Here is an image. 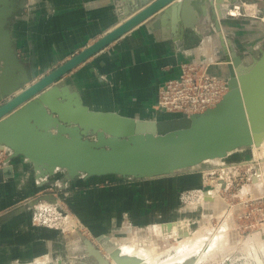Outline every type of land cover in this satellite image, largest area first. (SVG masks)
<instances>
[{
	"label": "water",
	"instance_id": "water-1",
	"mask_svg": "<svg viewBox=\"0 0 264 264\" xmlns=\"http://www.w3.org/2000/svg\"><path fill=\"white\" fill-rule=\"evenodd\" d=\"M28 1L0 0V150L11 152L10 161L21 157L31 164L41 186L55 185L58 171L63 172L59 191L79 177L114 176L134 181L175 177L192 173L208 160L226 158L264 141V49L245 61L221 27L226 9L242 0H115L122 10L121 22L40 78L37 58L20 55L11 31ZM262 13L260 10L258 16ZM151 18L149 24L154 30L169 22L173 30L178 25L195 30L213 22L229 88L214 108L190 116L163 111L159 118L143 121L92 110L78 91L60 83L64 76ZM12 171L11 165L4 166L0 177L12 176L8 175ZM38 201L0 216V224ZM81 240L92 264H112L92 241ZM96 240L107 254L111 252L110 237L102 235Z\"/></svg>",
	"mask_w": 264,
	"mask_h": 264
},
{
	"label": "crops",
	"instance_id": "crops-1",
	"mask_svg": "<svg viewBox=\"0 0 264 264\" xmlns=\"http://www.w3.org/2000/svg\"><path fill=\"white\" fill-rule=\"evenodd\" d=\"M245 3L254 5L257 12L264 9V0L238 1L226 9L221 27L234 49L245 61H251L264 49V24L242 11L235 15L230 12L238 6L242 10ZM195 8L200 11L199 4ZM121 11L115 0H29L11 31L20 55L26 59L34 55L40 76H44L114 29L121 22ZM152 20L88 59L60 83L78 91L92 110L141 120L159 118L161 112L154 109L158 91L166 80L178 76L180 64L203 54L222 60L223 50L213 22L195 30L180 25L173 30L169 22L154 30L149 24ZM225 71L224 65L213 68L221 75ZM10 163L13 171L8 175L12 176L0 177V216L34 197L37 200L49 195H43L45 188L35 180L31 164L21 157ZM183 181L167 177L98 187L94 185L101 181L82 178L70 184L88 188L68 190L60 196L86 215L84 221L99 234L160 236L156 225L188 219L192 227L205 215V208L199 204L181 203L179 186ZM48 197L55 200L53 195ZM47 253L65 257L51 230L32 225L29 209L0 224V264L29 263Z\"/></svg>",
	"mask_w": 264,
	"mask_h": 264
},
{
	"label": "rangeland",
	"instance_id": "rangeland-1",
	"mask_svg": "<svg viewBox=\"0 0 264 264\" xmlns=\"http://www.w3.org/2000/svg\"><path fill=\"white\" fill-rule=\"evenodd\" d=\"M232 11L235 10L233 9L230 11L232 14H234ZM243 12L245 13L246 11H244L243 9ZM263 16L264 9L262 15L260 17L258 16V20L260 21V23L264 24V21L260 19ZM43 74L46 75L45 73ZM40 77L42 76H40L39 73V78ZM255 147L256 146H253L252 148L237 150L227 156L225 159L206 161L203 164L199 165L197 168H195L192 173L174 177L175 180H177V178L184 180L183 183L179 186V197L181 203H188L193 205L195 204V206L199 203V208H205V215H203V217L198 223L193 224L191 227L189 220L185 219L178 222L156 225L155 232L160 236H157L155 234L149 235L148 233H142L140 235H137V237L136 235H133V237L131 238H125V236L122 234H114L113 232H111L108 233V237H110L112 241L111 245L113 247L116 244L131 246L134 242L136 246L144 247L145 245L150 246L152 243H155V245L157 246V250L162 253L160 256V259L162 260L161 257H163L164 259L169 256L168 254L174 252V249L178 245V242L180 240H185L186 238L188 239L194 232L201 231L202 234H204L203 237L205 239H207L206 237H209L207 240H204L207 243H210V240L213 241V235L215 234V232L213 233V229H216L218 231L220 229L219 232H221V230L222 232L225 231L223 233H226L227 235V244H224V249L217 248L218 251L216 249H212L213 251L210 250L209 257L206 256L202 264H257V262L253 261L250 258V255H248L247 251L244 250L243 242L252 233H254L256 230L262 229L264 226V198H262L264 197V188L257 189L253 187L251 189L253 196H247V198H244L243 201H241V199L236 196V194L241 191L244 186L249 185V179L256 170L260 169L257 172L256 176L264 175V161H261L262 157L258 156V150ZM9 154L10 152L8 151L3 154L2 158L0 159V161H2L0 162L1 164L5 162L6 166L11 164L10 162H12V160H9ZM253 161L257 162V164L255 163L254 166H247L254 164ZM234 163H245L246 166L243 165L245 167L237 170H232L228 173L227 177L230 181L229 189L226 191H222L220 195L212 191H205V194L203 193V198H199L198 203L195 202L197 199L196 195L198 194V191L205 188L209 189L210 187L205 186L204 188L202 170H207L211 167L218 168L220 166H228ZM258 164H260V166ZM62 176L63 172L58 171L54 177V179L56 180L55 185H40V187L45 188L43 190V195H53L55 197L54 201L48 200L46 198H41L33 206H29L28 209L30 210L32 225L35 227H41L51 230L52 234L58 239L59 243H61V245L63 246L65 257L61 259V257L58 258L57 256H54L51 253H47L37 258H34L29 263L15 261V263L11 264H92V261L90 260V258H88L85 253V247L83 246L80 234L82 235V237H85L92 241L103 255L107 254L103 247L96 240L98 236H107V234H99V231L94 230V226H92V224L89 225L87 221H84L86 215L83 216V213L81 211H77V209L73 208L72 205L69 204L67 201L62 200L60 196L61 193L64 194L66 193L65 191L68 190L78 191L80 189L88 187L74 186V184L72 186L70 184L71 182L74 183L77 179H82V177H79L68 183L64 190L59 191V188H61L62 186L60 183ZM215 177L218 178L219 175H208L207 180L210 182V180H212V178L214 179ZM114 179L121 178L115 177ZM123 180L111 181L109 179H102L101 182L98 183L99 185L97 184L94 186L111 187L116 186L117 184H121L123 182H136L134 180L128 179ZM251 182L253 183V185L257 186L255 182ZM37 183L39 184L38 181ZM261 185H263V183H261ZM217 188H219V185H217ZM249 190L250 187L246 186L243 195L245 196L246 193L248 194ZM34 199H36V197L26 201V204ZM190 201H192V203H190ZM224 223H226L225 225L227 226V230L225 229V227H223L225 226ZM220 226H222L223 229ZM207 232L212 234L210 235ZM165 233L169 234L166 235ZM205 241H203L202 243H204ZM226 246L228 247V250H225L227 249ZM168 249L171 251H167ZM201 251H204V248ZM108 255L109 253L106 256Z\"/></svg>",
	"mask_w": 264,
	"mask_h": 264
},
{
	"label": "built area",
	"instance_id": "built-area-1",
	"mask_svg": "<svg viewBox=\"0 0 264 264\" xmlns=\"http://www.w3.org/2000/svg\"><path fill=\"white\" fill-rule=\"evenodd\" d=\"M257 13L258 12L256 11L253 16L258 17ZM220 65H224L222 60H213L205 54L200 55L199 59L181 63L178 76L166 80L161 85L154 109L158 112L164 111L165 113L171 115L190 116L193 114H200L208 109L214 108L222 101L229 90L225 74L221 75L213 72V68ZM7 151L10 152L7 149L0 150V159ZM254 165L255 163L250 166ZM258 165L260 166V164ZM4 166H6V162L3 164L0 163V168ZM243 167L245 166H242L241 163H234L228 166H220L218 168L211 167L207 170H202L204 188L205 186L210 187L209 189L205 188L199 190L196 195L197 199L195 202L198 203L199 198H203V193L205 191H212L220 195L222 191L228 190L230 185V181L227 177L228 173L232 170H237ZM259 170L260 169L256 170L251 175L249 185L251 184V179L253 181V177H256L255 174ZM215 174H218L219 177H215L214 179L212 178L209 182L207 180L208 175L214 176ZM216 185H219V188H217ZM246 186H244L242 190L236 194L241 201H243L244 198H247V196H253L252 191L248 194L246 193L245 196L243 195ZM253 187L257 188L255 186H251V189ZM190 203H192V201H190Z\"/></svg>",
	"mask_w": 264,
	"mask_h": 264
},
{
	"label": "bare ground",
	"instance_id": "bare-ground-1",
	"mask_svg": "<svg viewBox=\"0 0 264 264\" xmlns=\"http://www.w3.org/2000/svg\"><path fill=\"white\" fill-rule=\"evenodd\" d=\"M243 9L246 12H250V13H246L245 12L248 15H254L256 13V11H257V9L254 7V5L251 6L249 4H245L243 6L242 10H241V7L238 6V7H236L234 9L235 11H232V12L234 14L235 13L236 14H240L241 11L243 12ZM239 11H240V13H239ZM262 21H264V16L262 17ZM143 121H152V120H143ZM255 148H257V150H258V153H257V154H259L258 156L262 157V158L260 157L261 161H264V158H263V156H264V141L260 144V146H256ZM257 150H256V152H257ZM223 159H225V158H223ZM214 160H216V159H214ZM208 161H211V160H208ZM254 163H257V162H254ZM241 165L242 166L243 165L246 166L245 163H241ZM247 166H250V165H247ZM263 176L264 175H257L255 177L256 180L253 181V182H255L257 186L253 185L252 182H251L250 185H248L250 187L249 193L251 192V186H255L257 188L259 187V189L260 188H264V178H263ZM261 183H263V185H261ZM216 187H217V185H216ZM206 193H208V192H206ZM225 224L226 223H224V225ZM74 225H76V224H74ZM222 226H220L222 229H223V227H225V229L227 230V228H226L227 226L226 225L223 226V227ZM74 229H76V228H74ZM219 231H220V229H219ZM219 231L216 230V229H213V233L215 232V234L213 235V241L210 240L211 241L210 243H207L205 241L209 237H206L207 239H205L203 237L204 234H202L201 231L194 232L188 239L186 238L185 240H180L178 242V245L175 247L174 252L168 254L169 256L164 258V259H163V257H161L162 260L160 259V256H161L162 253L157 250V246L155 245V243H152L150 246H146V245L144 246L143 245L144 247H139V246H136L134 244V242H133V245L130 244L131 246L123 245V244H116L112 248V250L109 253V255L107 256V258H109V260H110V262L112 264H124V263H134V264H202V262H204V260H205V257L206 256L209 257L210 250H212V249L213 250H215V249L217 250V248L224 249L223 248L225 246L224 244L225 243L227 244V242H228L227 241V235H226V233H223L225 231H223V232H222V230H221V232H219ZM207 233H209V232H207ZM167 234H169V233H167ZM80 236L82 237L81 234H80ZM167 238H168V236H167ZM203 241H205L206 244H205V242L202 243ZM243 245H244V250L247 251L248 255H250V258L253 261L257 262V264H264V226H263L262 229L256 230L254 233H252L243 242ZM203 248H204V251H201V250H203ZM226 248L227 249H225V250H228L227 246H226ZM225 250H222V251H225ZM167 251L170 252L171 250L168 249ZM163 255H164V253H163ZM206 262H208V261H206Z\"/></svg>",
	"mask_w": 264,
	"mask_h": 264
},
{
	"label": "trees",
	"instance_id": "trees-1",
	"mask_svg": "<svg viewBox=\"0 0 264 264\" xmlns=\"http://www.w3.org/2000/svg\"><path fill=\"white\" fill-rule=\"evenodd\" d=\"M114 178H115L114 176H106V177H100V178H94V179H96L98 181H101L102 179H109L111 181H114V180H116Z\"/></svg>",
	"mask_w": 264,
	"mask_h": 264
}]
</instances>
